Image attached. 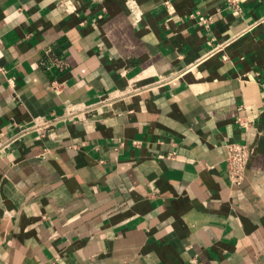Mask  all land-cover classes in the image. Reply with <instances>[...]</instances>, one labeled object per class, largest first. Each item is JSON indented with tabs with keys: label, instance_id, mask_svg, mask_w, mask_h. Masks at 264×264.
Here are the masks:
<instances>
[{
	"label": "crops",
	"instance_id": "1",
	"mask_svg": "<svg viewBox=\"0 0 264 264\" xmlns=\"http://www.w3.org/2000/svg\"><path fill=\"white\" fill-rule=\"evenodd\" d=\"M70 1L0 0V264H264V0Z\"/></svg>",
	"mask_w": 264,
	"mask_h": 264
},
{
	"label": "built area",
	"instance_id": "2",
	"mask_svg": "<svg viewBox=\"0 0 264 264\" xmlns=\"http://www.w3.org/2000/svg\"><path fill=\"white\" fill-rule=\"evenodd\" d=\"M59 7L61 11L66 14H74L76 9L73 3L70 0H58ZM131 17L133 21L137 20V15L130 9ZM204 24H206V20L202 17L199 18ZM222 45H219L217 48H221ZM180 74L175 73L174 75H165L160 77L156 84H169L173 81L179 79ZM53 121L48 120L46 118H36L32 121V123L26 127H22L19 130L18 135L9 139L8 141L0 143V151L7 148L10 144L17 140L18 137L25 135L30 132H35L40 137H44L47 129L51 126ZM238 123L242 126L243 123L238 120ZM226 157H225V164H226V172L227 177L232 185H240L245 176V172L248 168L249 161L252 157L253 150L245 144H240L236 142L227 143L226 145Z\"/></svg>",
	"mask_w": 264,
	"mask_h": 264
}]
</instances>
